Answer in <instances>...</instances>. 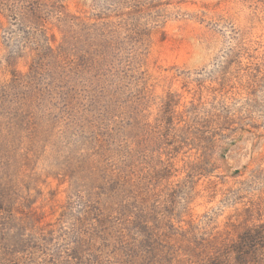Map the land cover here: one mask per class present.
<instances>
[{
	"label": "rangeland",
	"instance_id": "obj_1",
	"mask_svg": "<svg viewBox=\"0 0 264 264\" xmlns=\"http://www.w3.org/2000/svg\"><path fill=\"white\" fill-rule=\"evenodd\" d=\"M0 264H264V0H0Z\"/></svg>",
	"mask_w": 264,
	"mask_h": 264
}]
</instances>
